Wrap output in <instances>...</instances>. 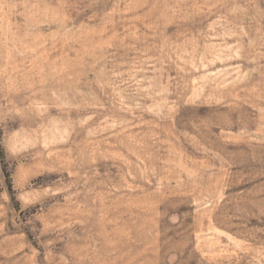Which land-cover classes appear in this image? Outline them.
I'll return each instance as SVG.
<instances>
[{"label":"rangeland","instance_id":"1","mask_svg":"<svg viewBox=\"0 0 264 264\" xmlns=\"http://www.w3.org/2000/svg\"><path fill=\"white\" fill-rule=\"evenodd\" d=\"M0 264H264V0H0Z\"/></svg>","mask_w":264,"mask_h":264}]
</instances>
